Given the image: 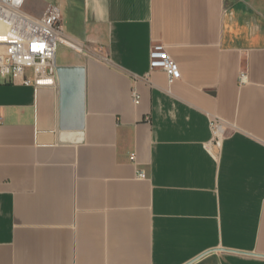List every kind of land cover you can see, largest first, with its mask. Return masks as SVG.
<instances>
[{
    "label": "crops",
    "instance_id": "0c3cea01",
    "mask_svg": "<svg viewBox=\"0 0 264 264\" xmlns=\"http://www.w3.org/2000/svg\"><path fill=\"white\" fill-rule=\"evenodd\" d=\"M49 6L84 46L55 60L85 68L84 128L62 138L56 75L0 79V264H264V0L23 9ZM155 44L179 80L150 70Z\"/></svg>",
    "mask_w": 264,
    "mask_h": 264
},
{
    "label": "built area",
    "instance_id": "2783aa9c",
    "mask_svg": "<svg viewBox=\"0 0 264 264\" xmlns=\"http://www.w3.org/2000/svg\"><path fill=\"white\" fill-rule=\"evenodd\" d=\"M25 1L0 0V79L40 89L53 85L59 44L77 53H84V46L66 36L58 8L49 6L41 17H34L24 11ZM149 65L150 70L163 71L169 84L181 78L177 65L162 44L152 46ZM239 82H247L245 73L240 74ZM134 102H139L136 94ZM210 126L213 143L220 146L224 134L222 122L212 118ZM131 159L134 160L133 155ZM137 177L144 180L146 175L139 171Z\"/></svg>",
    "mask_w": 264,
    "mask_h": 264
},
{
    "label": "water",
    "instance_id": "95a60500",
    "mask_svg": "<svg viewBox=\"0 0 264 264\" xmlns=\"http://www.w3.org/2000/svg\"><path fill=\"white\" fill-rule=\"evenodd\" d=\"M59 92V129L63 139L69 131L84 128L85 68L82 66H55Z\"/></svg>",
    "mask_w": 264,
    "mask_h": 264
},
{
    "label": "rangeland",
    "instance_id": "374dc122",
    "mask_svg": "<svg viewBox=\"0 0 264 264\" xmlns=\"http://www.w3.org/2000/svg\"><path fill=\"white\" fill-rule=\"evenodd\" d=\"M61 25L62 26H67L68 25V19L63 16L61 20ZM69 55H71L70 51H68L67 47L65 45H58L57 48V61H62L65 58H67Z\"/></svg>",
    "mask_w": 264,
    "mask_h": 264
}]
</instances>
